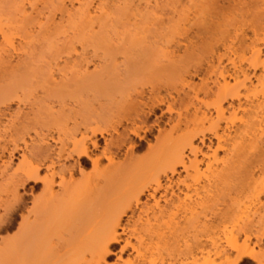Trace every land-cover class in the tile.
<instances>
[{"label": "bare ground", "instance_id": "6f19581e", "mask_svg": "<svg viewBox=\"0 0 264 264\" xmlns=\"http://www.w3.org/2000/svg\"><path fill=\"white\" fill-rule=\"evenodd\" d=\"M71 1L72 0H67V2L66 0H30L29 2V0H0V70H4V72L10 68L16 70L18 68L21 70V67H24L26 70L28 69V71L30 69L36 70L37 66L35 63L39 62L37 58L49 52L52 54L51 59L56 55V59L58 58L60 61L63 60V65L66 66H64V69H69L68 71L56 70L55 67H57L59 63H54V69L56 71L54 72L53 67L49 68L48 66L50 64H48L46 67L49 69L47 68L48 71L46 69V72H49L47 75H49L48 79L50 78L51 82L55 83V81L58 80L54 78L56 74L59 75L58 77L60 80L62 79L61 81L64 79V81H67L68 79L65 77H67L68 73L69 75L72 73L71 76H73L71 78H74V80L76 79V81H74L75 83H77V80L81 79L83 81L81 82L80 80L81 83L87 82L89 86L96 84L99 87L101 84L98 82L101 81L104 71L102 70L103 73L101 74L102 71L100 72V70L98 73L92 70L93 73L86 74L87 72L85 71L88 69L87 67L89 65L87 63L85 64V58L82 60L83 62L77 59L78 57L80 58V54L79 56L77 55L74 43L79 42L81 43L80 47H82V44L85 43L89 45L88 43L90 41V44H92L91 46L106 48V51L110 52L111 55L112 52H120L122 49H120L119 46H124V43H128V45L133 47L142 46L143 48L146 44H144V42L147 41L148 44H150L146 33L154 31L156 26H160L162 17H167L164 22L165 24L161 23L160 26H164V30L167 27L166 24L171 22V25L170 23L168 24L167 32L165 30L166 34L163 33V35H161L157 33L159 32L158 30H161L159 27L157 32L155 30L151 33L152 35L149 34L150 36H153V33H156V36L159 34L161 35L159 38L161 41V37L165 38L167 34L172 36L177 26V29L181 28V31H183V25L181 27V25L179 26L173 23L174 26L172 21H169L168 18L169 14H172L171 16L169 15L172 17L173 14L180 10L178 7L184 5L182 3L183 0H146L144 3H146L147 11H150L149 13L146 11L147 14L144 19H146V21L147 19L148 21L153 20L152 22L156 24L153 26L154 28H151L152 26L150 24L153 23L150 21V24L148 21V23L144 21L145 24L147 26L149 24L150 27L146 25V27H143L144 22L140 23L138 19V21L134 19L135 23L133 24L122 22V20L125 21V15V19L128 20L129 16H127V14L130 15L132 12L134 13V7L131 5L133 0H116L115 4H113L115 0H77L79 3L76 4L78 6L75 5L76 7H74ZM197 1L200 6L208 4L210 14H220L224 16L226 21L225 24L233 27V36H230L228 30L224 31L225 36L222 34L223 43L221 46L224 47L225 52L217 57V65L214 66L212 64L210 67L215 76L210 84L211 86L209 84H202L201 88L197 90L195 88L193 89L191 85H186L188 89L192 90L194 95L192 98L193 100L189 99L186 103L188 104L187 108L189 106L192 107V112L190 114V111L185 108L184 114H177L178 124L176 127H172L171 131H173V129H177V131L180 130L182 118H184V120H189L191 117L192 119L190 118L191 120L187 122L183 120V124H185V122L187 124L191 121L193 127L191 130L182 133L179 136L181 138H179L180 140L177 138L172 140L170 135L157 149L154 151L152 150L150 153V162L154 168H156L155 170H157V172L152 175L148 182L132 186L118 199H113L106 203L108 197L104 192L107 190V186L122 172V165L115 163L117 155L121 152L120 149L126 146L127 143L129 144L132 137L140 138V132L143 129L142 125H145L149 115L155 112L158 107V102L151 101L139 103L130 99L129 101H125L126 104L121 109L128 115L132 113V119L128 120V126L123 128L121 132H118L115 126H112L104 132H99V136L104 139V147L101 149L99 157L96 155L94 157V155L90 153L91 151L88 150L90 148L87 147L89 144L94 150L96 149L97 142L95 140V132H92L91 136H88L86 135L88 133L86 127H84V132H80L76 125L73 129H67L65 126L61 125L65 117L60 114L54 115L51 109H49L51 123L59 128L57 131V140L50 137L51 142L60 145L57 152L54 153L51 150L53 149L51 147L52 145L50 142H47L49 136H43L40 132H35V138L37 140H30V145L34 146L36 143L38 146L35 144L34 147H29L28 143L25 142L23 144L24 148H21V161L17 166L15 165V168L11 161L0 159L1 178L7 181L8 185H12L13 187H11L12 194L10 201L0 202V208L3 212L2 215H0V233L10 231L13 228L15 217L18 215L20 217L18 231L27 238L47 233L53 220L60 215H64V213L79 211L82 214L86 213V216L90 213H95L97 214L94 216L96 219L95 227H93L92 232L87 236V242L82 245L77 240L76 243H74L73 239L69 240L63 248L64 253L60 252L61 255L58 254L59 252L55 253L54 259L48 261L47 264H107V259L113 254L112 249L122 242L118 231L120 230L121 233L125 232V229L122 227L124 217L128 216V214L134 215L138 211L140 215L142 214L147 217V222L151 220L159 221L163 220L164 217L170 216L166 215V211H173L172 209H174L172 217L182 215L179 219H182L181 222H185V226H178L179 222H176V226H173V228H175L173 231L174 242H176L177 245L172 247L176 248L173 249L171 253L168 251V253H166L165 250L166 257H161V254L160 257L158 255L160 264H250V262L264 264V251H255L254 249L255 244L264 238V201L261 200V198H264V117L257 116V110H260L259 112L264 110V76L256 77L255 74H253V72L260 68H262L261 70L264 72V59L262 58V60H260L261 47L263 46H258L264 45V0H261V3L255 2V8L254 10L252 9L251 12L247 10L240 13L241 20H234V18L232 19L230 16H234L231 13L233 11L236 12L239 7L240 10H243V6L246 8L248 7V3L242 0ZM65 2L68 3V6H66ZM38 3L39 6H41L40 9L38 8ZM225 4H227L226 7L224 6ZM143 7H145V4ZM196 7V5L192 4V8ZM113 9L115 11H113ZM129 11L131 12L129 13ZM189 11L190 7H187L185 10L181 9L178 12L179 16H182L180 22H189V16L187 14ZM124 12H127V14ZM137 12L139 13L140 11L138 10ZM121 13H123L122 16H120ZM34 14L35 16H33ZM140 14H137L139 17H135L140 18ZM164 14L166 15L163 16ZM227 14H230V16L227 17ZM247 14L249 15V20L244 17ZM115 15L116 17L120 16V18H116ZM140 21H142V19ZM119 22L123 23H120V26H124L120 27L118 24ZM139 23L143 26H139ZM129 24L131 25V31L129 30ZM204 24L203 22L200 24L198 23L197 26H204ZM115 26H117L118 29ZM174 27L176 28L173 29ZM125 28L127 30H125ZM163 28L161 31H164ZM115 29L118 30V33H115ZM120 29L121 32L125 30L124 32L126 33L123 32L125 37L122 35L123 33L121 34L119 31ZM247 30L251 33V37H247ZM181 31H178V34H181ZM113 32L117 37L118 34L120 36L122 35V39H118L122 40L123 44H119V46L115 44L114 42L118 39L114 42L111 41L113 38H117ZM183 32L182 34L185 35L183 39H187V32ZM110 34H114L115 37L113 36V38H111ZM154 36L152 39L156 38ZM167 37L164 41H166ZM16 38L22 41V44H19L21 42L16 40L18 47L15 46L14 40ZM192 41L193 39L190 40L189 43L191 44ZM235 41L240 43L238 48L233 46ZM111 42L114 43L112 44L117 50L114 48V50L107 49L111 45ZM168 42L170 43V41L166 43ZM227 42L229 43L227 44ZM58 43H61V46L60 44L58 45ZM184 45L187 47L186 44ZM153 46L151 47L153 48ZM43 47L48 49L44 51L45 49L42 50ZM57 47L60 51L58 52L57 50L59 49H57L55 53L54 50ZM60 47L64 49L61 50L62 48ZM118 48L120 50H118ZM144 48H146V46H144ZM157 50L155 49V53L152 50V54L161 55V58L163 57L169 61L172 59L170 57L176 56L177 54L172 52L173 49L169 52L170 49L168 50V48H165L167 51L163 49L162 52L158 51L159 53L156 52ZM246 53H248V56ZM63 54L65 56L64 59L60 57L61 55L63 56ZM106 54L110 55L109 53ZM148 54L150 55V53ZM75 55L78 57L74 58ZM173 58L176 59L175 57ZM73 59L74 61H79L78 64L74 62ZM223 59L226 60L227 65L230 66L232 71L226 66L221 65ZM14 60H16V68L12 65ZM71 61H73V63ZM81 63L84 65H81ZM242 63H246L247 68L253 70L252 77H256L255 80H257L255 85H253L251 81V75L249 77L246 70L240 67ZM97 66L99 67V65ZM92 67H95L94 69L97 68L95 65ZM115 67L118 68V66ZM35 70H30V73H32L31 75L43 74H39L37 71L35 73ZM83 73L86 75L82 76ZM47 75L45 74V76ZM120 76H122V74ZM97 77L100 79H97ZM23 80H16L19 84L15 83V81L11 82L14 84L8 86L3 85L0 88V103L8 102L16 98V91L18 88L22 87V83L20 82H23ZM58 82L57 84L55 83V86L59 88L61 85H59ZM109 83L112 89L114 85L111 84L110 81ZM115 83L117 84L116 81ZM120 86L124 89L126 87L124 85ZM115 88L117 87L115 86ZM114 91L116 93L119 89L117 91L115 89ZM200 92L204 96L213 97L212 103L208 105L209 108L205 107L206 111L202 110L204 104L198 101V94ZM195 100L198 102L197 104H194ZM143 109H146L147 112L144 113ZM167 110L170 113L171 107L168 106ZM19 113L20 109H18V113L15 114L16 119L21 117ZM226 114H228V116H226ZM172 121L170 117L168 123ZM109 123L111 124V122ZM222 123H224L223 127L221 126ZM189 124L187 126H189ZM204 124H208V127H204ZM156 126L158 128V124H156ZM186 129L187 127H185V130ZM206 132L211 138L207 137ZM77 133L80 136L79 139L76 138ZM160 136L161 132L158 131L157 140ZM212 139L217 142V147L211 149V147L208 146L206 148L210 153L203 152L202 146L205 145V140H208L210 144ZM195 140H198L199 144H195ZM31 141L34 144H32ZM66 141H68V144H70L69 141L71 142V148H67L68 145H66ZM132 148L131 146L130 148L128 147L125 152V161H128L127 163H130V161L133 162L134 160ZM14 149L16 150L15 147ZM33 149L34 151H32ZM3 151H5V149ZM186 152L192 156V159L186 156ZM220 152L224 153L223 157H218ZM25 154H30L28 155L30 157L27 158ZM100 157L103 158V160L105 159L107 163L105 167H101L100 161L102 159H100ZM9 160H11V158ZM61 161L66 163L69 161L73 162L70 165H66V163H61ZM87 161L92 165V169L95 170L97 178H99L93 181H85V183L81 184L75 181L74 178H76L75 175H77L78 172V174L83 175L84 166L88 164ZM203 164L207 170H211L210 168L213 164L216 166H213L212 169L219 166V168L215 169L216 172L214 171L213 173L211 171L213 173L212 177L214 176L213 183L210 185L211 182H207V185L209 183V186H213V191L216 189L218 193L215 191L217 194L214 193L213 195L212 193V195H207L204 192L202 195L205 194V198L197 202L193 197H200L198 196L199 188H196L193 183L186 184L184 180H179V178H177L174 181L173 178L178 176L179 168L187 177L189 176V171L197 173L200 166ZM41 172H44L42 176L40 174ZM257 174L258 177L256 176ZM56 179L58 181H56ZM26 183H33L31 192L39 191L37 195H32L30 207L25 206L24 198L19 195L17 189L18 187L24 189ZM195 183H197V181H195ZM207 185L205 186L207 187ZM205 186L202 187L203 191L207 190ZM219 186L221 189L225 188V195L222 201L218 200L219 193H221L219 191L220 189L218 190V188H220ZM56 187L57 189L55 190ZM181 187L182 189H180ZM173 188H176L178 191L177 194L174 193ZM210 190L211 188L209 191ZM157 196L159 197L157 198ZM143 198L145 202H142ZM160 199H163V207L160 206ZM150 200L153 202V205L149 206L148 202ZM99 208H106L107 210L104 214L101 215L100 213L98 216ZM188 215L189 217H187ZM201 218L202 220H200ZM170 221L174 220L170 219ZM44 230H47V232ZM158 231L157 229L151 231L150 237H162L163 239V236L160 237ZM133 233L135 234V232ZM133 233L131 234L132 237H134ZM136 240L138 241L137 246L131 243L129 239L123 241V245L120 247L119 252L122 254L130 250L134 254L132 258L127 257V259L121 263L155 264V260H151L150 256H152L153 252L157 254L156 249L159 247V244L158 246H156V244V247L153 248V246L148 245V242L147 245H145L147 247H145L142 245L144 242H141V238ZM252 240H255V242H252ZM152 242L154 243V240H152ZM161 242L163 243V241ZM180 242L182 245L179 244ZM162 243L160 245L163 246L165 243ZM21 248H23V246L21 247L18 242H3V246L0 247V264H8L9 261L11 264V262H13L12 259L20 252ZM23 250L25 251V249ZM84 253H88L89 258L87 257L86 259ZM19 254L21 257L26 256L18 253L16 261H19V258L21 259ZM80 255L81 257L79 260L71 261V258ZM42 259H44V256ZM24 263L27 262L24 261Z\"/></svg>", "mask_w": 264, "mask_h": 264}, {"label": "rangeland", "instance_id": "374dc122", "mask_svg": "<svg viewBox=\"0 0 264 264\" xmlns=\"http://www.w3.org/2000/svg\"><path fill=\"white\" fill-rule=\"evenodd\" d=\"M36 1H40V0H36ZM78 1H84V0H78ZM242 1H244L245 3H248V7L246 8L245 6H243L242 7L243 10H240V7H239V9L236 12L233 11L231 13L234 16H230V14L229 15L227 14L228 15L227 17L230 16V18L232 19L234 18V20H241L240 15H239L240 13H243L247 10H250L251 12L252 9L254 10L255 8L254 6L255 2L261 3L260 2L261 0L259 1L258 0H251V1L242 0ZM66 2L65 4L66 6H68L67 5L68 3ZM71 2L73 3L74 7L78 6L76 5L79 3L77 2V0H72ZM144 2H146V0L145 1L144 0H133L131 5L132 7H134L135 11L134 10L133 11L135 14L132 12L130 16L129 14H127V12L126 13L124 12L125 14H127V16H129V18L128 20H126L125 19L126 15L124 14L125 15L124 20L126 22L123 20L122 22L127 23V24L128 23L133 24L135 23L134 19H136V21L139 20L140 23L144 21L147 22L148 19L146 21L144 17L147 13H149L150 10L147 11L146 3ZM115 3H116V0L115 2H113V4ZM182 3L185 6L184 5L182 7L179 6L178 9L180 8V10L181 9L185 10L187 7H190V11L187 12L189 16L188 17L189 22H186V23H184L183 21L180 22V18H182V16H179L178 14L180 10L177 11V13L173 14L172 17H170L172 14L171 15L169 14L170 15V16L168 15L169 21H172V24L174 23L176 25L178 24L179 26L181 25V27L183 25L182 30L184 32L181 31L180 27H179L180 29H177L178 26L177 28L174 27L173 29L176 28L177 31L174 30V32L172 33V36L170 34L165 35V38L168 36L167 37L168 40L166 39V41H164L165 38L163 37H161V41L159 38L161 35H163V33L166 34L168 30L167 27L169 26L168 24L170 23L171 25V22L166 24L167 27L165 29L166 30L165 32L164 30L165 27L163 25L162 26L164 28L160 26H161V23L163 24L165 22V19L167 17L166 18L162 17V22H160V26L159 25L158 27L156 26L155 30L157 32L158 28L160 27V29L162 30L163 28L164 31L158 30L159 32L157 33L161 35L157 34V36H156V33H153V36L155 34L154 37H156V38H153L154 40L152 39L153 36H150V35H152L151 33L154 32L155 30L151 32H147L146 36H148L147 39L150 44H148V42L145 40L146 42H144V44L145 43L146 44L144 46H146V48H144V46L143 48L142 46H139L140 48L133 47V46L128 45V43H124V46L123 45L119 46V44H123V43H122V40H119L118 38H121L122 35L125 37L124 33L126 32L124 31L127 30L126 28L124 31L122 30V32H121L122 28L119 30L121 34L123 32L124 33L121 36L118 34V37L115 34V33H118L117 32L118 30L115 29V33L114 32L113 33L116 35L117 38H113L114 34L112 35L110 34L111 38H113L111 41L114 42L115 40L118 39L114 43L118 44L119 48L122 49L120 50L118 48L120 52L119 51L112 52V55L110 54V52L106 51V48H99L97 46L96 47L91 46L92 44H90V41L88 43L89 45H86L85 43V44H82L83 45L82 47H80L81 43L79 42L74 43L75 45L74 47H75L77 55L79 56L80 54V58L77 55H75L74 58L78 57L77 59L79 61L81 60L80 62H83L82 60H84L85 58L86 60L84 61L85 64L87 63L89 65L87 67L88 71L87 70L85 71L87 72L86 74L93 73L94 70H95V73L96 72L98 73L99 70L100 72L102 70L104 71V73L103 71L101 72V74L103 73V76H102L101 81L98 82L99 84H101V86L99 87L96 84L93 86H89V83L87 82H85L87 85L85 83H81L83 81L79 78H78L79 80H77V83H75L74 81H76V79L74 80V78H71L73 75L71 76L72 73L69 75L68 72H67L68 73L67 77H65L66 79H68L67 81H64L65 79L61 81L62 79L60 80L58 77L59 75L56 74L57 77L55 76L54 78L58 79L59 82L58 80H56L55 83L57 84L58 82V84L61 85V86L58 85L59 88L56 87L55 83L51 82L50 78L48 79L49 75H47V73L49 72H46V69L48 67L49 68L53 67L54 72H56L55 69L56 70L60 69L63 71H68L69 69L68 70L64 69L65 65H63V60L60 61L58 58L57 60L56 55L55 57L52 56L54 58L51 59L52 54H50L49 52H46V53L44 52L45 54H42L40 56L41 58L40 57L37 58V61L39 62L36 61L37 63H35V65L37 66L36 70L30 69V70H35V73L36 71L39 74L43 73L42 75H38V74L35 75L34 73L35 76H33L31 75L32 73H30V70L28 71V69L26 70L24 69V67L23 68L21 67L20 68L21 70H19L18 68L17 70L10 68L6 70V72H4V70H0V88L3 85L8 86L10 84H14L11 82H15L16 80L24 79L23 82L22 81L20 82L22 83L21 85L22 87L18 88V90L16 91V98H13L12 100L8 102L0 103V130H1L0 131V157H1L0 159L4 161H11L15 168L21 161L20 158L22 156L20 155L22 154L21 148L24 146L23 144L26 142L28 143L29 147L35 146L36 143L35 144L32 143V141L36 139L35 132L36 133L40 132L43 136H49L48 137L49 139L47 138L48 140L47 142H50L52 146L50 144L49 145L54 149V150L53 149L51 150L54 153L57 152L60 145H58L57 143L55 144L54 142H51L50 137L53 138L54 140H57V137H58L57 131L59 128H57L51 123V119L49 117L50 115L49 109H51L54 115L60 114L63 117H65L62 120L61 125L65 126L67 129H73V127H75L76 125L80 132H84L85 131L84 127H86L87 132H88L86 135L88 136H91L92 132H95L97 150L96 149L94 150V148L90 147L91 145L89 144L87 145V147L90 148L88 150L91 151L89 152L92 153L94 157L95 155L99 157L100 151L104 147V139L99 136V132L101 131L104 132L110 129L112 126L117 127L118 132H121L123 128L128 126V123H129L128 120L132 119V113L128 115L126 112H124L123 109H121L122 107L125 106L126 104L125 101H129V99L134 102H139V103L155 101V102H158L157 103L158 107L156 108L153 114L149 115V118L146 124L142 125L143 129L140 132V138L132 137V140L129 142L130 145L127 143L126 146H123V148L120 149L121 151L120 154H118L119 152L117 153L118 155L116 157L115 163L119 165L121 164L124 169L122 168L123 170L121 169L122 172L120 173V175L118 174V177L114 178L115 180L113 179V181L110 182V185L107 186L108 188L104 192V194L108 197L106 203L110 202L113 199H118L124 193H126L132 186H137L141 183L148 182L150 178L152 177V175L155 172H157V170H155L156 168H154V166L150 162V157H151L150 153L152 152V150L154 151L155 149H157L158 146L164 140L168 139L170 135H171L172 140L176 138L179 139L180 138L179 136L182 133H185L188 130H191L193 127L191 124V121L189 122L191 125L189 123L186 124L187 121L192 119L191 117H190L191 119L188 117L189 120H184V118H182V122H181L182 124L180 125V130L177 131V129L175 130L173 129V131H171L172 127H176L178 124V118L176 117L177 114L185 113V108H187L188 106V104L186 103L189 101V99H192L194 96L192 90L188 89L186 85L187 84L189 86L191 85L193 89L195 88L199 90L202 84L210 85L212 83L215 76L212 72L213 70L210 67L212 64L216 66L217 57L222 55L225 52L224 47L221 46L223 43L222 34L223 36H225L224 31L228 30L230 36L231 35L233 36V27L227 26L225 24L226 21H225L224 16L220 14L219 15L210 14L208 4H205L204 6H200L197 0H183ZM144 4H145V7H143ZM192 4L196 5L197 7L192 8ZM38 6H39V3H38ZM224 6L226 7L227 4H225ZM38 8L40 9L41 6H39ZM138 10L140 12L142 11L141 14L140 12L139 13L137 12ZM27 11L30 12L29 10ZM113 11L115 10L113 9ZM131 11H129V13ZM136 13L140 14L142 17L140 16V18H138L139 15H137ZM122 14L123 13L119 15L122 16ZM166 14H164L163 16H165ZM132 15L134 18L132 17ZM33 16H35V14ZM120 16H117V17L120 18ZM135 16H138V17H135ZM244 17H246V19L249 20L248 14ZM141 19L142 21H140ZM149 21L152 22L153 20L152 21L149 20ZM122 22L118 23L119 26H120V23ZM145 22H144V26L140 23H139L140 24L139 26L146 27L147 25L145 24ZM202 22L205 23L204 26L203 25L197 26L198 23L200 24ZM130 24H129V27H130L129 30L131 31ZM149 24L148 26L150 27L151 25L152 26L151 28H154L153 26L156 25L155 23L150 24V25ZM115 27L118 29L117 26ZM178 31L179 32L181 31V34L180 33L178 34ZM185 31L187 32V39H183L185 35H183L182 32L185 33ZM194 33L197 35H195ZM246 34H247V37H251V33L248 30L246 31ZM149 39H151L153 42ZM192 39L193 41L190 44L189 41ZM16 40L18 42H21L19 44H22V41H20V39H17V38L14 40L15 46L18 47ZM163 41L164 43L162 44ZM167 41H170V43L168 42L169 45L168 43H166ZM113 42L110 43L111 45L107 48L108 50L109 49L112 50L113 48L117 50L116 47L113 45L114 44ZM228 43L229 42H227V44ZM238 43L239 42L235 41L233 46L238 48L240 45V43L239 44ZM59 44L61 46V43H58V45ZM184 44H186L187 47H185ZM151 46H153V48ZM258 46L259 47L263 46L261 47V57H260V60H262V58L264 59V56H263L264 55V45H258ZM44 47L42 48V50L45 49ZM58 47L55 50L52 48L51 49L54 50V52L56 53L57 51L58 52L60 51ZM164 47L168 48V50L170 49L169 52H171V50L173 49L172 52H174L175 54L177 53L176 56L173 54L174 55L173 57H175L177 60L174 59L173 57H170L173 60L171 59V61H169V60L164 59L163 57L161 58V55L159 56V55L152 54V50L154 52L155 49L157 50L158 48L156 52L159 53L160 51L162 52L163 49L165 50ZM60 48H62L61 50L64 49L63 47H60ZM46 49L44 51H46ZM106 53H109L110 55ZM148 53H150L151 56ZM246 55L248 56V53H246ZM60 57L64 59L65 56L63 54V56L61 55ZM73 61L71 62L73 63ZM74 62H77V60H75ZM12 63H13L12 65H14L15 67L16 60H14ZM54 63L55 64L59 63L58 64L59 66L57 65L55 69H54V65H55ZM48 64L50 65L48 66ZM81 65H84V64L81 63ZM94 65L97 67L96 69H94L95 67H92ZM97 65H99V67ZM221 65L226 66L227 68L230 69V66L227 65L225 59L222 60ZM115 66H118V68ZM240 67L241 68L243 67L242 69L246 70V73L249 75V77L251 75L250 78H251L253 85L257 83L256 82L257 80H255L256 77L264 76L263 74L264 72H262L263 70H261L262 68L253 72V70L247 68L246 63H242ZM230 70L232 71V69ZM131 71H134V72H131ZM252 72L253 74H255L256 77H252L253 76ZM44 73L47 76H45ZM86 74L83 73L82 76L83 75L85 76ZM121 74L122 76H120ZM99 77H97V79ZM109 81L111 82V84L114 85L113 88H115L116 86L119 89L118 92L115 93L114 91L115 89L117 91L118 90L117 88H115L114 90H112L113 88L111 89ZM115 81L117 82V84L115 83ZM118 82L122 84H119ZM15 83H18V81H16ZM52 83L54 84L55 87L53 86ZM120 85L126 86L125 89L122 88ZM212 100H213V97L204 96L201 92L198 94V101L204 104L202 110L206 111V108H209L208 105L212 103ZM197 103L198 102L195 100L194 104H197ZM168 106L171 107L170 113L167 110ZM18 109H20L19 114H21V117L19 119H16L15 114L18 113ZM187 109L190 111V114H191L192 107L189 106ZM259 111L257 110L258 112L257 116L264 117V110L261 111L262 113ZM143 112L146 113L147 110L143 109ZM99 114L101 118L99 117ZM226 116H228V114H226ZM170 117L172 118L173 121L171 123H168V120ZM183 120L186 121L185 124H183L184 122ZM109 122H111V124ZM156 124H158V128ZM188 124L189 126H187ZM221 126L223 127L224 123H222ZM185 127H187L186 130H185ZM204 127L207 128L208 124H204ZM158 131L161 132V136L157 140ZM41 134H40V137H41ZM206 134L208 138L209 137L211 138V136L207 132ZM76 138L77 139L80 138L78 133H77ZM30 140H32L31 143L34 144V146L30 145ZM66 142H67L66 145H68L67 148H71L70 146L71 142L69 141L70 144H68V141ZM195 144H199L198 140L195 142ZM130 146L131 148L133 147L132 150H133L134 160L133 162L130 161V163H127L128 161L127 162L125 161V152L128 149V147L130 148ZM208 146H210L211 149H215L217 147V142L214 139H212L211 143L209 144V141L205 140V145L202 146L203 148L201 147L203 152L210 153V151L207 150L206 148ZM14 147L16 148V150L14 149ZM4 149L5 151H3ZM32 151H34V149ZM185 154L188 158L192 159V156L188 154V152H186ZM28 155L30 154L26 155L27 158L30 157ZM223 155L224 153L220 152L218 154V157H223ZM9 157L11 158V160H9L10 159ZM100 159H102L100 161L101 167H105L107 165L105 159L103 160V158L101 157ZM72 162L73 161H69L68 163H66V162L61 161V163H66V165H70L72 164ZM87 162H88L87 164L88 166L87 165L84 166L85 169L82 168L84 170L83 175L78 174L79 172L76 170L78 173L77 175H75L76 178H74V180L81 184L85 183V181H93L99 178V177L97 178V174L95 173V170L92 169L91 167L92 165L89 163V161ZM213 166H216V165L213 164L212 167ZM212 167L210 168L211 170L208 169L209 170L208 171L205 165L203 164L200 166V169L197 173L189 171V176H187L188 178L186 177V174L184 172H181L179 168L178 176H175L173 180L175 181L177 178H179V180L186 181V184H189V183L195 184V187L199 188L198 196L200 197L198 198L197 196H194L193 199H196V201L199 202L205 198V194L212 195L213 193L214 195V193L215 194L218 193L216 189L215 191L217 193L213 191L214 189L212 188L213 186H209V183L211 182L210 183L211 185L214 181V178H213L214 176L212 177V175L214 171L216 172L215 169L219 168V166L215 167L214 169H212ZM43 173L44 172L40 173L41 176L43 175ZM256 176L258 177V174ZM56 181L58 180L56 179ZM195 181H197L198 184L195 183ZM207 182H209L208 185H207ZM205 185H207V187ZM32 186H33V183H26L24 186V189H22L21 187L17 188L19 195L23 196L24 198L26 207H30V200H31L32 195H37L39 193V191L31 192ZM203 186H205V188L207 189L206 191H203L202 189ZM11 187L12 185L11 186L8 185V182L2 179L0 175V202L10 201L11 194H12ZM210 188L211 190L209 191ZM56 189L57 187L55 188V190ZM173 189H174V193L177 194L178 191L176 190V188H173ZM180 189H182V187ZM222 189L221 187L218 188V190L221 192L219 193V196H218L219 201H222L225 195V190H224L225 188L223 190ZM204 192L205 194L202 195ZM158 197L159 196H157V198ZM261 200L264 201V198H261ZM159 201H160V206L163 207L164 205L163 199L162 200L160 199ZM142 202H145L144 198L142 199ZM148 204L149 206L153 205V202L150 200ZM106 210H107L106 208H99L98 216L100 213L101 215L104 214ZM172 210L173 211H170V210L166 211L167 213L166 215L167 216L170 215L169 217H164L163 220H159V221L151 220L150 222H147L146 220L147 217L142 214L140 215L138 211L134 215L128 214V216L124 217L123 218L124 220L122 221V227L125 229V232L121 233L120 230L118 231V233H120V239L122 240V242L119 245H116L112 249L113 254L110 256V258L107 259V264H122L121 262L126 260L127 257L132 258L134 254L133 252H131L130 250H127L121 254L119 252V249L123 245V241H125V239L126 240L129 239L131 243L137 246L138 241L136 239L138 238H141L142 240L141 242H144L142 243V245L144 246L147 245L148 242H149L148 245L153 246V248L158 246L159 244V247L157 248L159 251L156 249L157 254L156 252H153L152 256H150L151 257L150 259L155 260V264H160L158 255L159 257H160V254L162 255L161 257H166V253L168 252L171 253V251L176 248V247H172V246L177 245V243L174 242L173 231L175 228H173V226H176L175 225L176 222H179L178 226L179 225L185 226V222L184 221L181 222L182 219H179L181 218L182 215L178 217H172V213H174V209ZM2 213L3 212L0 208V215H2ZM96 215L97 214L95 213L93 214L90 213L88 216H86V213L82 214L79 211L77 212L75 211L72 213H64V215H60L59 217L53 220L51 226L49 225L50 227H49L48 232L47 230H44L47 233H44L43 235H38L35 237H27V238L24 236V234H21L18 231V224L20 222V217L18 215L15 217L13 228L8 232L0 233V247L3 246V242L5 243L6 242H15V243L18 242L19 245H21V247L23 246V248H21L20 252L18 253L24 254L26 256L21 257V255L19 254L21 257V259L19 258V261H20L19 263V261H16L18 258L17 257L18 253H17L14 256V259H12L13 262H11V264L12 263L22 264L24 263V261L27 262L24 264H44L45 262H46L45 264H47L48 261L54 259L55 253L59 252L58 254L60 255H61L60 252L64 253L63 248L69 240L73 239L74 243L78 241L82 245L85 244L87 242V236H89V233H91L93 227H95L96 219L94 216ZM187 217H189V215ZM170 219H173L174 221H170ZM200 220H202V218ZM167 224L169 227L167 226ZM155 229H157V231L159 229L158 234H160V237L163 236V239L165 241L162 239V237L161 238L152 237V236L150 237V232ZM133 232H135V234ZM132 233L134 237L131 236ZM149 240L151 241V243ZM152 240H154V243L152 242ZM161 241H163V243ZM168 242H169V245H168ZM252 242H255V240H252ZM161 243L162 244L165 243V244L162 246L160 245ZM179 244L182 245L181 242ZM23 249H25V251ZM160 249H162L163 251ZM254 249L255 251H259V250L264 251V238H262L261 241L255 244ZM165 250H166V253H165ZM43 256H44V259H42ZM84 256L86 259L87 257L89 258L88 253H84ZM80 257L81 255L77 257H73L71 258V261H77L80 259ZM8 264H10V261L8 262ZM250 264H255V263L250 262Z\"/></svg>", "mask_w": 264, "mask_h": 264}]
</instances>
